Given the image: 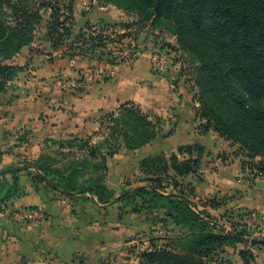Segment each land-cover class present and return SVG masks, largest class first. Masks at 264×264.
<instances>
[{"label": "trees", "instance_id": "1", "mask_svg": "<svg viewBox=\"0 0 264 264\" xmlns=\"http://www.w3.org/2000/svg\"><path fill=\"white\" fill-rule=\"evenodd\" d=\"M109 1L126 11H136L138 23L147 25L150 31L159 29L176 35L181 46L199 62L195 67L202 90L198 115L206 118L201 127L213 128L240 144L248 160H263L264 0ZM73 3L0 0V93L28 68L27 63L22 65L15 58L33 42L47 10L51 20L46 36L55 46H65L67 56L116 63L106 50L110 36L95 33L88 24L86 28L77 26ZM134 23L124 27L131 29ZM128 35L133 36L128 32L120 37ZM134 50L138 52L139 46ZM162 121L161 116L145 112L132 102L122 104L109 114L103 139L76 136L57 141V146H50L42 157L7 168L12 172V181L3 178L0 210L10 197L21 192L20 171L35 167L36 171L28 174L38 184L72 198L75 204L97 200L106 213L115 210L120 216L147 209L153 215L151 222L162 223L172 231L169 242L150 244L152 250L141 252L143 264H232L220 255L225 245H264V237H253L243 221L232 223L233 231H228L208 208H217L220 203L212 198L200 206L201 202L191 197V184L184 185L178 179L198 171L205 150L199 142L179 147L181 153L188 154L187 159H180L176 152L168 155L161 149L149 150L139 161L147 183L124 186L120 193L109 186L108 157L122 146L132 151L146 150L154 139L163 136ZM241 255L246 264H258L250 248L241 250Z\"/></svg>", "mask_w": 264, "mask_h": 264}, {"label": "crops", "instance_id": "2", "mask_svg": "<svg viewBox=\"0 0 264 264\" xmlns=\"http://www.w3.org/2000/svg\"><path fill=\"white\" fill-rule=\"evenodd\" d=\"M112 14L105 8L92 11L83 8L78 14L82 17L79 26L85 28L93 21L115 23L114 27H118L119 22H114ZM128 36L121 39L127 43ZM35 39L18 53L22 55L21 64L27 63L28 68L18 73L6 91L0 93V188L4 177L12 181V172L7 168L42 157L50 146H57V141L76 136L99 140L106 132L104 125L109 114L132 102L152 115L165 118L170 115L169 120L162 121L163 136L152 141V144L168 141V147L158 149L168 155L176 152L180 159H187L188 154L181 153L180 146L197 142L204 146L198 171L178 177L184 185L191 184L194 188L191 197L200 201V206L215 198L220 206L208 208L222 222L228 209L234 208L254 210L262 216L258 222L264 223V192L253 187L249 177V181L243 178L246 171L241 161L248 158L240 152L239 145L215 129L201 127L206 118L198 115L196 104L178 100L183 92L178 90L176 82L181 76L171 74V70L156 73L148 49L140 45L137 55L129 62L119 59L116 63H98L89 57L71 59L66 48L55 46L47 37L38 40L40 45ZM104 68L114 69L108 78L100 72ZM30 73L57 81L52 85L32 83L27 78ZM146 154V150L132 151L122 146L109 156V186L120 193L124 186L147 183L139 165ZM30 171L36 168L24 167L20 171L21 192L10 197L0 210V264H143L141 252L152 250L154 246L150 244L160 246L169 242L173 234L164 228L167 235L157 236L149 245L135 246L133 249L139 255L138 259L133 258L127 253L130 242L125 241L129 227H139L135 230L139 232L145 230L146 224L126 223L123 215L106 213L96 198L95 202L75 204L72 198L38 184L28 174ZM23 208H39L45 217L26 220L20 215ZM115 217L119 222H113ZM240 217L239 222L244 219L243 214ZM225 228L233 231L226 224ZM258 245L264 246L236 242L225 245L220 255L232 264H246L241 250L250 248L254 262L264 264V249H257Z\"/></svg>", "mask_w": 264, "mask_h": 264}, {"label": "rangeland", "instance_id": "3", "mask_svg": "<svg viewBox=\"0 0 264 264\" xmlns=\"http://www.w3.org/2000/svg\"><path fill=\"white\" fill-rule=\"evenodd\" d=\"M44 0H36V2H42ZM54 3L59 2L60 4L63 2H67L68 0H52ZM74 7V17H75V24L77 26L80 25V17L78 14L80 11L83 10V8H90V11L94 9H100V8H105L108 11H111L113 14V17L115 18L114 22H119L117 25L118 27H114L116 25L115 23H109V22H104V23H93L90 22L89 25L92 26V30L95 33H98L100 30V26H105V34L104 35H109L111 41L107 42L109 45L106 46V50L110 51L111 54L109 53L110 58H114L115 62H117L119 59L126 58V60L129 62L131 61L132 57L135 56L137 52H135L134 48L135 46L141 45L144 46L150 53H152L153 56H157L159 65L162 64L163 68L166 69V71H172L171 74L174 73L176 76H181L179 77L178 84L176 82V86L178 85V90H181L183 93L179 97V102L180 103H186V102H191L194 103V106L196 104L197 109L200 107V95H201V88L199 87L198 80H197V74L195 72V67L199 63L196 61V57L189 52L188 50L184 49L180 42L178 41L176 35L171 34L169 31H160L159 29H156L154 31H150V27L147 25L144 26L138 23L137 20H139V16L137 15L136 11H126L123 9L124 7L121 5H118L114 2H111L109 0H74L73 3ZM64 10V8H63ZM50 19V10H47L44 12V17L42 20V23L39 27V30L37 31L36 34V44L40 45V39H44L47 37V25L49 23ZM128 22H136L133 24L131 29H127L124 27V25ZM122 25L124 29L119 26ZM144 26V27H143ZM86 28V27H85ZM118 28V29H117ZM119 30V31H118ZM132 32V35L134 36H128V42L125 43L126 39H121L120 35ZM135 33L138 34L137 37H135ZM130 40V41H129ZM37 45H33L34 47H37ZM65 48V46H62ZM61 48V47H60ZM42 50V49H40ZM101 50V48L99 49ZM45 51V50H44ZM137 55V54H136ZM108 56V55H107ZM128 58V59H127ZM21 59L22 55L18 54L17 57L15 58V62H19L21 64ZM23 60V59H22ZM97 62V60H95ZM99 63V62H98ZM96 63H94L95 65ZM23 65V64H22ZM94 65H92L94 67ZM102 69L100 70L103 71V75H110L114 69ZM169 73V72H168ZM30 76H27L28 80H32V83L34 81H40L41 83H47L50 82L49 84H53L56 81H52V79H47L44 77H38V74L30 73ZM48 81H45V80ZM60 79V78H59ZM50 80V81H49ZM61 80H63L61 78ZM62 84V83H61ZM56 85V84H55ZM135 107L139 108L136 104H134ZM164 119L165 117H161ZM166 120L170 119V115H168ZM166 124V123H165ZM200 127V126H199ZM168 128V127H167ZM165 127H163V130ZM107 132V131H106ZM106 132H103L106 134ZM103 139V137H102ZM168 141L166 143L160 142V143H154L150 144L147 146L146 151L153 150V149H158V148H164V146L167 148L168 147ZM237 145L241 146L240 144L236 143ZM240 152L245 156L244 151L240 148ZM81 154H84V152H81ZM169 154V153H166ZM23 163V161H22ZM242 166H244V169L246 171L245 175L243 178L246 180L248 177L250 179V184H253V187H256L257 189H260L262 192H264V159L262 160V157H258L257 159H254L253 161H250L246 158H243L242 161ZM248 180V179H247ZM259 180V182H258ZM249 181V180H248ZM114 213H116L115 210H112ZM245 212L247 211H238L237 209L231 208L228 209V212L226 213V218H223V222L229 227L232 228L231 223L232 222H239L238 219L242 220L240 215L244 213V219H245ZM149 214V216H148ZM238 214V215H237ZM126 223H131L134 221L135 223H138L139 226H142V224L145 225V230L135 232L136 228L139 229V227H134V225H130L129 227V234H128V239L125 241L130 242V245H128L129 252L128 255L132 256L133 258H137L139 255L133 248L139 245H149L150 240L153 237L157 236H162V235H167L166 227L162 223H154L151 222L153 220V215L151 213L147 212V209L143 210L140 214L136 213H130V212H124L123 214ZM116 218V217H115ZM123 218V219H124ZM243 219V221H244ZM115 222H119V219L116 218ZM154 227L156 229H154ZM169 228H171V225H169ZM252 229V236L256 238H263L264 237V229L258 230L257 228L253 227ZM259 247V248H258ZM264 246H257V249H264ZM256 248V246H255ZM137 254H136V253ZM260 254V252H259ZM264 257V255L262 254ZM99 261V258H98Z\"/></svg>", "mask_w": 264, "mask_h": 264}, {"label": "built area", "instance_id": "4", "mask_svg": "<svg viewBox=\"0 0 264 264\" xmlns=\"http://www.w3.org/2000/svg\"><path fill=\"white\" fill-rule=\"evenodd\" d=\"M100 30L98 31V33L100 34H105V26H100L99 28ZM157 56H153L152 58V69L156 72V73H160V74H164L166 73V69L163 68L162 64L159 65V62H158V58H156ZM20 215L26 219V220H29V221H34V220H39V219H43L45 217V214L44 212L39 209V208H23L20 212ZM260 215H258L256 212H247L245 214V219H244V222L247 223V225L249 226V228L253 227L254 228H257L258 230H262L264 229V223H259L257 219H259ZM251 230V233H252V229Z\"/></svg>", "mask_w": 264, "mask_h": 264}]
</instances>
